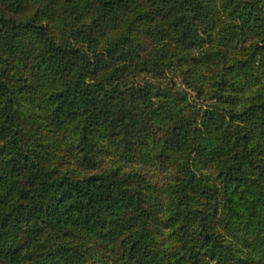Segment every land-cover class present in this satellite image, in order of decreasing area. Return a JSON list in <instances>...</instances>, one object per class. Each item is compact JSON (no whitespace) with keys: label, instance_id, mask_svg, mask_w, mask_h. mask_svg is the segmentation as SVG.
<instances>
[{"label":"trees","instance_id":"trees-1","mask_svg":"<svg viewBox=\"0 0 264 264\" xmlns=\"http://www.w3.org/2000/svg\"><path fill=\"white\" fill-rule=\"evenodd\" d=\"M263 78L264 0H0V264H86L74 230L138 264H264ZM155 134L181 159L161 216L99 166Z\"/></svg>","mask_w":264,"mask_h":264},{"label":"rangeland","instance_id":"rangeland-1","mask_svg":"<svg viewBox=\"0 0 264 264\" xmlns=\"http://www.w3.org/2000/svg\"><path fill=\"white\" fill-rule=\"evenodd\" d=\"M34 10V7L32 8ZM31 10V12H32ZM228 13H223L216 18L214 22V27L211 30H208L210 34L215 32H220L223 26L229 22L226 19ZM128 18V15L125 16ZM149 25V30L145 35H149L147 37L146 42L142 44L141 39L137 42V45L142 46L143 48L149 49L154 47L156 44L162 42L159 38H151L150 35L152 34V23H148L145 25L147 27ZM216 34V33H215ZM208 41V40H206ZM139 46V47H140ZM195 50H198V45ZM134 54L137 49H134ZM24 71L28 72L27 68H24ZM264 79V78H263ZM51 85L50 83H45L41 81L37 84V88H42L44 85ZM36 88V89H37ZM157 141H152L149 143V147L146 148L145 151L139 150L133 152L132 154H127L122 157L119 153V147L116 141L112 142L109 139V147L105 150L103 155V160L99 163V166L102 168H111V167H118L121 166L123 169L134 170L137 173L136 182L144 188H147L152 202L155 201L156 197H158L160 204V209L164 211L162 213H158V216H161L169 207V200L167 196L170 193L169 186L172 180H174L177 168L179 163L181 162L180 155L175 154L174 157L162 154V142L159 138L158 134L154 135ZM67 137L65 134L58 132L56 134L55 141L59 143V148H56V158L57 160L63 162L65 167H70L71 169H82L87 170L88 168L82 167L79 163L76 162L75 158L73 157L74 148L73 145L66 139ZM64 141V142H63ZM60 154H62L60 156ZM110 154L112 156H110ZM120 154V156H118ZM89 170H87L88 172ZM148 194V195H149ZM155 208L156 205L153 204ZM231 232V231H230ZM230 233H227V236ZM69 239H73L80 244V250L84 252V259L87 260L86 264H138L137 259H141L140 254H136L135 257H128L127 255L123 254L122 247L119 245H111L106 244L105 242L101 241L98 236H91L82 234L80 231L74 230L69 235ZM244 239L249 240V242L241 241L242 248L244 249V256L250 255L252 258H259L258 255L260 252L256 249V246L252 244V235L250 233L245 234ZM264 241V240H262ZM121 251V252H120Z\"/></svg>","mask_w":264,"mask_h":264}]
</instances>
